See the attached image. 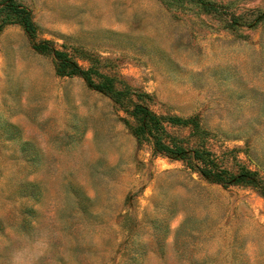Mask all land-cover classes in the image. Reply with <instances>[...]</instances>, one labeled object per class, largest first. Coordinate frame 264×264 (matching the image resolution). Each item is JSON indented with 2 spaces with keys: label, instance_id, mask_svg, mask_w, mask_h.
I'll return each mask as SVG.
<instances>
[{
  "label": "rangeland",
  "instance_id": "374dc122",
  "mask_svg": "<svg viewBox=\"0 0 264 264\" xmlns=\"http://www.w3.org/2000/svg\"><path fill=\"white\" fill-rule=\"evenodd\" d=\"M137 104L264 185V0H0V264H264L262 190L156 152Z\"/></svg>",
  "mask_w": 264,
  "mask_h": 264
},
{
  "label": "trees",
  "instance_id": "16d2710c",
  "mask_svg": "<svg viewBox=\"0 0 264 264\" xmlns=\"http://www.w3.org/2000/svg\"><path fill=\"white\" fill-rule=\"evenodd\" d=\"M12 2V0H11ZM4 12L7 10V17L12 18L18 16L20 22L31 32H33L31 12L26 8H20L19 6L12 3L7 7L1 9ZM57 60L63 62V67L71 68L69 63L70 57L64 54L54 52ZM93 71V70H92ZM82 73L79 71L78 67H73L70 73ZM84 74V73H83ZM90 76L88 72L85 73ZM93 74H98L97 71H93ZM90 83L96 86L98 89H102L110 94H116L113 89L107 87L99 86L94 82L93 77H91ZM133 114L137 119L136 125L134 126V132L136 136L145 141H152L154 144V149L158 153H164L168 156L174 158H180L189 161L195 169L210 183L222 184L224 186L238 185L240 183H245L247 185H252L258 187L264 193V185L261 180L257 177L256 173L251 172L246 168H241V171L235 175L229 172L227 169L222 168V165L216 161L209 152L207 151H189L184 148L177 140L168 132V125L173 124H184L179 123L176 119H165L159 118L152 112L148 110L144 105H136L133 110ZM197 163V164H196Z\"/></svg>",
  "mask_w": 264,
  "mask_h": 264
}]
</instances>
